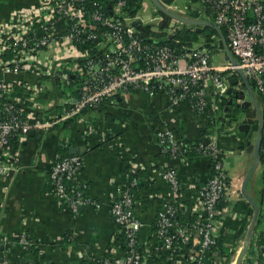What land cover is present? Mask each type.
<instances>
[{"label": "built area", "instance_id": "1", "mask_svg": "<svg viewBox=\"0 0 264 264\" xmlns=\"http://www.w3.org/2000/svg\"><path fill=\"white\" fill-rule=\"evenodd\" d=\"M160 1L178 14L173 10L178 9V0ZM180 1L186 12L208 15L226 31L236 66L229 60L215 66L213 52L201 45L182 46L178 51L156 45L151 37L143 39L135 21L170 37L184 25L171 20L166 27L155 6L156 21L147 22L138 13L130 16L125 0H47L38 11L19 17L15 32L0 34V179L11 175L16 146L31 133L40 135L66 122L73 124L84 110L99 108L104 102H125L134 91L163 94L172 105L187 101L195 116L204 120L229 114L226 109L231 106L223 102L230 100L231 81L241 79V71L256 92L264 125V0ZM178 15L186 17V13ZM37 24L42 36L36 33ZM31 74L38 79L54 78L63 93L54 90L53 96L41 102V96H46L41 83L24 79ZM91 129L86 124V132ZM257 131H250L247 144H255ZM156 140L166 156L194 153L208 160L210 177L202 184H185L179 170L168 167L158 173L169 190L157 195L153 178L131 169L111 202L113 221L125 239L124 255L120 261L107 258L102 264H236L242 245L227 250L221 244L231 194L226 153L218 138L187 147L173 133L160 130ZM261 153L264 167V139ZM82 166L79 155L57 154L49 174L55 196L72 214L81 206H101L86 195L85 185L77 187ZM143 189L144 198L161 200L155 230L144 240L140 235L145 224L136 214ZM20 243L28 244L24 237ZM247 251L241 264H264V244Z\"/></svg>", "mask_w": 264, "mask_h": 264}, {"label": "crops", "instance_id": "2", "mask_svg": "<svg viewBox=\"0 0 264 264\" xmlns=\"http://www.w3.org/2000/svg\"><path fill=\"white\" fill-rule=\"evenodd\" d=\"M46 3L47 0H0V34L9 36L15 32L19 17L38 11ZM193 19L213 23V19L204 14ZM187 27L196 30V27ZM200 28L204 30L205 27ZM220 41L219 37L213 54L222 53L224 59L229 60L224 48H219ZM24 79L41 83L46 94L41 96V102L60 89L54 78L38 79L31 74ZM238 81L245 83L242 78ZM237 88L240 90L239 86ZM241 90L247 95L246 102L251 103L247 88L244 86ZM60 92L63 93L61 89ZM231 99L232 96L227 106ZM243 103L234 99L231 107ZM230 108L226 109L228 115L199 120L187 101L172 105L163 94L134 91L127 101L111 105L108 112L114 118L112 122L106 121L101 113L89 112L86 119L79 118L67 127L59 125L40 135L33 132L34 136H31V133L26 141L16 146L11 175L0 179V264H102L107 258L120 261L125 250L111 215V202L117 198V190L126 182L131 169L136 168L142 177L153 178V190L157 195L169 190L158 173L168 167L179 170L185 184H202L210 177L206 160L186 156L172 158L162 154L156 140L160 130H167L191 145L218 138L226 153L231 194L222 225V245L227 250L243 247L253 226L247 250L255 248L264 241V192L253 190L247 193L261 209L253 224L255 207L245 199L242 191L254 166L252 145L246 143L247 135L239 130L247 120L231 119ZM236 110L237 117L247 114L243 109ZM86 124L93 127L90 133L86 132ZM66 151L69 155L81 157L83 166L77 187L86 186V195L101 204L98 209L81 206L85 209L79 208L77 214H72L55 196L49 174L55 156L66 155ZM258 170L264 176L261 161L253 175ZM147 188L145 186V190ZM145 190L139 193L143 199L136 206V214L145 224L140 235L143 240L153 232L161 206L159 197L144 198ZM241 202L250 205L252 215L237 206ZM234 223H237L236 228ZM23 237L28 242L26 246L20 243ZM241 248L238 249L241 251Z\"/></svg>", "mask_w": 264, "mask_h": 264}, {"label": "water", "instance_id": "3", "mask_svg": "<svg viewBox=\"0 0 264 264\" xmlns=\"http://www.w3.org/2000/svg\"><path fill=\"white\" fill-rule=\"evenodd\" d=\"M150 1L158 9V11H159V13L161 15L167 16L172 21H177V22L181 23L184 26L196 27V30L198 32L203 30V28H200V27H211V28H213L219 34L220 40H221V42H222V44L224 46V50H225V52L227 54V57H228L229 61L234 66L237 65V61L235 60V58L232 55V53L230 51V48L228 46L227 39L223 35L221 29L217 25H215L214 23H212L211 21H208V20H196V19L180 16V15L174 13V12H171L168 8H166V6H164V4L160 0H150ZM110 9H111V7H110ZM134 25L137 27L138 31L141 33V37L143 39H145L146 38V36H145L146 26L142 25L140 21H135ZM161 27L163 28V25H161ZM238 73L240 74L242 80L245 82L244 83L245 85L244 84L243 85L247 88V90H248L247 93L249 94L252 102L254 104H256L255 95L253 93V88H252L251 84L246 80V78L244 77V75H243V73L241 71H238ZM243 85H241V86L239 85V81H238L237 78L232 80L231 87L229 88V91H228V95L232 96V99L229 102V107L231 105H233V100L234 99H238V100L244 101L243 104H240V105L236 106L237 109H245V108H249L251 106L252 103L246 102L247 101V95H246L245 91L241 90L244 87ZM238 86H239L240 90H238V88H235V87H238ZM256 106H257V104H256ZM259 112H260V110H259ZM253 124H254V121L249 119L248 121H246L244 123L243 126L240 127V130L242 132H244L246 135H248ZM31 136H34V133H32ZM263 139H264V125H263L262 122H260V124L258 126L256 142L251 147V150H252L253 156H254V166L252 167V169L250 170L249 174L247 175V178L245 179V181L243 183V187H242V191H243V195H244L245 199L248 202H250L251 204H253V206L255 207V215H254L253 224L256 223V220L258 218L259 207L249 197V195L247 194L246 189H247V186L249 184V181H250L253 173L255 172V170L260 165L261 147H262V144H263ZM249 145H251V144H249ZM83 209H85V207H80V210H83ZM252 233H253V226H252V228L250 229V231L248 233V236L246 238L245 243L243 244V247H242V250L240 251V254L238 255L236 264H241L242 263L243 257L245 256V253H246V251L248 249Z\"/></svg>", "mask_w": 264, "mask_h": 264}, {"label": "trees", "instance_id": "4", "mask_svg": "<svg viewBox=\"0 0 264 264\" xmlns=\"http://www.w3.org/2000/svg\"><path fill=\"white\" fill-rule=\"evenodd\" d=\"M125 1L127 2V5H128V9H127L128 15L135 17L136 14H137L138 9L140 7V1L141 0H125ZM163 1L165 3H167V4H171L173 2V0H163ZM193 1L194 2H197V0H193ZM162 16H163V18L165 20V26L167 27L169 25V22H170L171 19L168 18L167 16H164V15H162ZM191 17L197 18L199 16H198L197 13L193 12L191 14ZM35 30H36V33L38 35L42 36V29H41V25L40 24H37L35 26ZM221 31H222L223 35L226 37V31L224 29H221ZM145 36H146L145 39H147V41H150L149 38L151 37L153 39V41H155V44L156 45H158V46H170V47H173V48L177 49L178 51L181 50V47L182 46H185V47H194L195 44L199 43L200 41H203L201 43L202 44L201 46H203V47H205V48H207V49H209V50H211L213 52V50L215 49L214 46L217 43V40L219 39V34L213 28H211V27H205L203 31L198 32L196 30H192L191 28H189L187 26H182L174 34V36H172V37H170L163 30H159L157 32H153L149 27H146V29H145ZM218 44H219V48L220 49H223L224 48V46H223V44H222L221 41ZM8 58H11V55L10 54L8 55ZM223 105L224 106H227L228 105V101L225 100L223 102ZM110 107H111V104L109 102H104L99 108L84 110L79 115V118L86 119L85 116L89 112H92V113H101V114L104 115V118H105L106 121L112 122L114 118H113L112 114L108 112V110H109ZM243 111L246 112L248 114V116L250 115L248 108L243 109ZM71 123H72L71 121L66 122L65 123V126L67 127V126L71 125ZM255 129L258 130V127H256ZM192 145H191V143L185 142V146H187V147H191ZM60 151H59V153H61ZM62 156H69V152L66 151V155H62ZM183 156H186V157H188L190 159H195V158L198 157L194 153L184 154ZM206 161L209 163V166L211 168L210 162L208 160H206ZM260 161H261V163L263 161V155H262V153H261V156H260ZM141 187L143 188L144 186H141ZM51 188H52V186H51ZM52 190H53V188H52ZM138 199L139 200L143 199L142 194H139L138 195ZM263 205H264V202H263ZM237 206L240 209L247 211L249 213V215H252L253 214V210L251 209V207H250V205L248 203L241 202V203H238ZM65 209H67V208L65 207ZM259 210L261 211L260 208H259ZM259 218H260V215H259ZM260 220H261V218H260ZM233 225H234V228L237 227V223L236 224L234 223ZM153 230H155V227H154ZM120 239H121V242L122 243L125 242V239H124L123 236H121ZM221 244H223V241L222 240H221ZM260 244H264V241H261Z\"/></svg>", "mask_w": 264, "mask_h": 264}, {"label": "rangeland", "instance_id": "5", "mask_svg": "<svg viewBox=\"0 0 264 264\" xmlns=\"http://www.w3.org/2000/svg\"><path fill=\"white\" fill-rule=\"evenodd\" d=\"M176 5L178 6V9H175L173 8V10H177V13L178 14H185L186 11L184 10V5L185 3L183 1H180L178 0L176 2ZM195 8H197L196 5H194ZM155 10V7L154 5L152 4V2L150 0H144L143 3H142V7L139 9V12H138V16L144 20H146L147 22H151L152 19H155L154 21H156V18L159 16L157 14H155L154 12ZM193 12L189 13V14H186L187 16L186 17H191V14ZM193 19V18H192ZM171 21V20H170ZM154 25L153 29L156 30V22L152 23ZM170 24V22H169ZM173 25H175V23L173 22ZM203 41H200L199 43L195 44L196 45H202ZM225 56L224 54L220 53V54H212V63L216 66V65H222L225 62ZM254 95L256 94L255 91H253ZM232 111V116H231V119H234V120H240V119H244V117L247 118V114H240L238 117H237V113H236V107L234 109L231 110ZM243 111V110H242ZM244 112V111H243ZM249 114L251 115V110L249 109ZM228 117V116H227ZM226 117V118H227ZM236 117V118H234ZM240 130V128H239ZM242 132V131H241ZM244 133V132H242ZM246 135V134H245ZM244 135H242L243 137ZM247 137V136H246ZM255 135L252 136V140L253 142H255ZM239 156V154L237 155ZM243 158V157H241ZM254 191H258V192H264V176H263V173L258 170L257 173L255 175H253V177L251 178L250 182H249V186L247 188V193H249L250 191L253 192Z\"/></svg>", "mask_w": 264, "mask_h": 264}, {"label": "flooded vegetation", "instance_id": "6", "mask_svg": "<svg viewBox=\"0 0 264 264\" xmlns=\"http://www.w3.org/2000/svg\"><path fill=\"white\" fill-rule=\"evenodd\" d=\"M250 110H251V113L252 114L249 115L250 116L249 118L254 121V124L252 125V127H253L252 130L253 131L254 130L257 131L255 128L258 127L259 124H260V117H261V114L260 113H261V109H260V107L258 105L256 106V104H255V105H251ZM259 110H260V112H259Z\"/></svg>", "mask_w": 264, "mask_h": 264}]
</instances>
